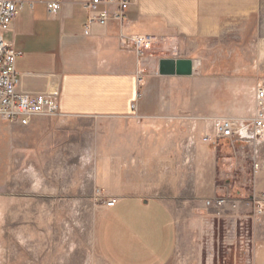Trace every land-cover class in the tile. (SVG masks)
<instances>
[{
  "label": "crops",
  "instance_id": "obj_1",
  "mask_svg": "<svg viewBox=\"0 0 264 264\" xmlns=\"http://www.w3.org/2000/svg\"><path fill=\"white\" fill-rule=\"evenodd\" d=\"M17 1L22 6L3 38L19 52L15 62L19 91L54 97L55 116L134 118L149 125L158 124L166 110L162 98L175 92L171 84L167 89L164 84L188 76L138 75L144 68L134 51L125 48L131 44L120 43V35L148 34L168 42L199 38L206 30L220 28L222 6V0H131L122 26L94 22L85 34L91 15L83 7L87 0H60L56 14L46 7L52 0ZM43 116L53 115H32L27 125L0 116V151L7 154L15 133L41 126ZM221 139L204 142L202 137L194 154L181 160L165 151L137 157L135 165L124 158L122 165L98 167L100 206L93 257L86 264H176L174 201L185 199L189 191L201 201L229 199L218 219L225 228L228 264H264V216L253 214V200L264 192V139L260 145L225 140L227 150L221 147ZM252 144L260 164L255 173L250 162ZM114 169L122 176L112 192L103 175ZM130 173L132 178L127 176ZM144 173L151 175L147 182L141 177ZM104 196L113 197L114 205L106 207Z\"/></svg>",
  "mask_w": 264,
  "mask_h": 264
},
{
  "label": "rangeland",
  "instance_id": "obj_2",
  "mask_svg": "<svg viewBox=\"0 0 264 264\" xmlns=\"http://www.w3.org/2000/svg\"><path fill=\"white\" fill-rule=\"evenodd\" d=\"M223 1L219 29L175 42L155 38L140 54L132 44L125 46L144 68L138 75L158 73L160 58L193 61L192 75L164 84L176 89L162 98L166 110L158 124L53 115L39 117V127L15 133L8 153L0 151V264L91 262L100 206L98 167L122 165L124 158L135 165L137 157L165 151L181 160L194 154L216 123H251L256 90L264 84V0H236L231 6ZM225 140L220 145L227 150ZM103 176L109 190L117 191L122 175L114 169ZM150 176L141 175L146 182ZM205 201L192 191L174 201L176 264H228L225 228L218 222L222 212Z\"/></svg>",
  "mask_w": 264,
  "mask_h": 264
},
{
  "label": "built area",
  "instance_id": "obj_3",
  "mask_svg": "<svg viewBox=\"0 0 264 264\" xmlns=\"http://www.w3.org/2000/svg\"><path fill=\"white\" fill-rule=\"evenodd\" d=\"M130 4L131 0H87L83 2V7L91 12L85 23L84 33H89L88 27L94 22L99 25L116 23L122 26L125 23L126 11ZM60 5V0H52L47 3L46 7L49 13L56 14ZM21 6L22 3L17 0H0V116L11 123L27 125L29 117L32 115L56 114L58 103L54 97L43 93H27L17 89L18 78L15 62L19 52L4 40L3 35L9 29ZM154 39V36L148 34H135L128 37L120 35V43L126 45L129 42L137 54H140L143 48L148 47ZM138 78L140 79V76ZM214 138H225L232 143L234 140L258 141L259 143L264 139V84L257 87L255 112L251 123L248 126H242L227 120L218 122L214 125L212 133L203 135L205 142L214 141ZM256 153V149H253L251 159L253 173L257 172L260 166L255 157ZM227 202H229L227 197H218L206 200L205 204L215 207L217 213L220 214ZM114 203V198L106 199L103 202L106 207H111ZM253 214L256 217L264 216V192L254 198Z\"/></svg>",
  "mask_w": 264,
  "mask_h": 264
},
{
  "label": "water",
  "instance_id": "obj_4",
  "mask_svg": "<svg viewBox=\"0 0 264 264\" xmlns=\"http://www.w3.org/2000/svg\"><path fill=\"white\" fill-rule=\"evenodd\" d=\"M194 64L189 58H160L157 72L165 76H190L193 74Z\"/></svg>",
  "mask_w": 264,
  "mask_h": 264
}]
</instances>
